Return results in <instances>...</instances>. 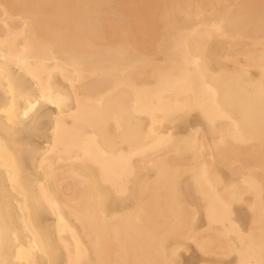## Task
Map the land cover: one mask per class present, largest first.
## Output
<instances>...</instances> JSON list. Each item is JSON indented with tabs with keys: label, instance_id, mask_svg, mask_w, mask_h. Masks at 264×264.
<instances>
[{
	"label": "bare ground",
	"instance_id": "bare-ground-1",
	"mask_svg": "<svg viewBox=\"0 0 264 264\" xmlns=\"http://www.w3.org/2000/svg\"><path fill=\"white\" fill-rule=\"evenodd\" d=\"M173 250L264 264V0H0V264Z\"/></svg>",
	"mask_w": 264,
	"mask_h": 264
},
{
	"label": "snow or ice",
	"instance_id": "snow-or-ice-1",
	"mask_svg": "<svg viewBox=\"0 0 264 264\" xmlns=\"http://www.w3.org/2000/svg\"><path fill=\"white\" fill-rule=\"evenodd\" d=\"M11 90V89H10ZM15 99V93H13V101ZM41 100H45L47 103L52 104L54 103V100L52 98H49L45 94H41L37 99L35 103L29 102V106L27 110L24 111L23 115L25 118L29 117V114L31 112H34V110L37 108V106L40 104ZM57 107H62V105L65 103V100L63 97H59L56 101ZM11 122V121H10ZM59 127V125H57ZM161 264H180V261L176 258L175 250L172 251L170 256H167L164 261L161 262ZM218 264H224V261H219ZM241 264H243V261H241Z\"/></svg>",
	"mask_w": 264,
	"mask_h": 264
}]
</instances>
